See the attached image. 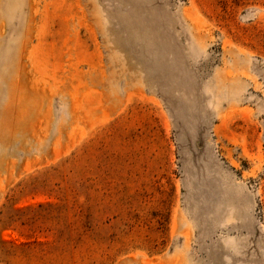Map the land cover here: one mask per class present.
<instances>
[{
    "label": "rangeland",
    "instance_id": "obj_1",
    "mask_svg": "<svg viewBox=\"0 0 264 264\" xmlns=\"http://www.w3.org/2000/svg\"><path fill=\"white\" fill-rule=\"evenodd\" d=\"M0 264H264V0H0Z\"/></svg>",
    "mask_w": 264,
    "mask_h": 264
}]
</instances>
